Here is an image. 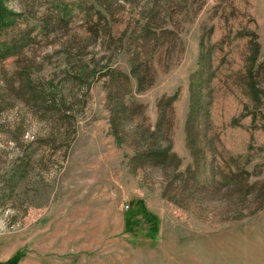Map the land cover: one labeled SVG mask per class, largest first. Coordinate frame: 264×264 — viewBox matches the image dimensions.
<instances>
[{
    "label": "rangeland",
    "instance_id": "374dc122",
    "mask_svg": "<svg viewBox=\"0 0 264 264\" xmlns=\"http://www.w3.org/2000/svg\"><path fill=\"white\" fill-rule=\"evenodd\" d=\"M4 2L20 15L0 41L29 37L1 74L28 63L61 107L54 122L18 97L0 107V264H264V0ZM136 51L141 88L121 74L110 98L104 72L131 74ZM194 90L207 108L189 137ZM173 93L156 144L180 161L154 165L139 156ZM119 102L137 104L121 139ZM23 151L25 174L10 183ZM197 159L204 186L186 173Z\"/></svg>",
    "mask_w": 264,
    "mask_h": 264
},
{
    "label": "trees",
    "instance_id": "16d2710c",
    "mask_svg": "<svg viewBox=\"0 0 264 264\" xmlns=\"http://www.w3.org/2000/svg\"><path fill=\"white\" fill-rule=\"evenodd\" d=\"M107 2V1H106ZM108 3V2H107ZM62 14H66L67 12L65 10H62ZM20 12L15 11L12 8L6 6L4 0H0V31L6 30L8 28H13L15 26V21L19 17ZM65 16V15H64ZM58 22H63L65 21V18L58 16L57 17ZM28 33L20 34L17 39H14V41H0V58H3L4 56L8 55L9 53H16L17 51L20 50V47L27 43L28 41ZM136 52L132 53L134 56L131 61V74L128 72L127 74L122 73L120 71H117L113 68H110L104 72L106 76L105 79V84L108 87V94L110 98H113V93L116 92V86L118 82H121V78L119 75H124L126 82L128 83L131 80V75L134 76L135 78V85L136 89H140V83L143 82L145 79L144 75H146V72H141L140 71V64L138 61L136 62L135 56ZM138 54V53H137ZM210 59H206L205 61L202 60V55L199 58V67L200 71L199 74H204L208 70L210 66ZM25 66L20 65L16 70L14 71V78L11 80H7L2 72V69H0V74L3 76L4 83L1 84L0 86V107L3 106L4 104H7V99H12L14 97H18L21 99L25 104H27L29 107L33 109H37L40 111V113L47 118L48 121L54 122L58 116V109H60L59 102H55L54 97H48L47 95H50L49 92L52 90H56V83H52V80H48V85L45 87L47 90L43 89L41 86H39L38 82L36 80H33L32 77L30 76V66L28 63H24ZM207 74V73H206ZM210 77V76H209ZM14 80H16V83L14 84ZM48 86L50 88H48ZM138 86V88H137ZM252 87V86H251ZM50 89V90H49ZM7 94V98L4 97V95ZM176 94L173 93L169 96H163L158 99L157 101V106H158V117L156 120V124L153 127L151 131H147L148 133L145 134L146 141L149 138H152V140L147 141V146L146 150L142 151V154L139 156V158H145L146 161H149L153 163L154 165H159L165 163L166 165H169L171 161H174V164H178L180 161V158L176 155L175 152H169L170 146H160L157 145L156 143L158 142L159 139V133L162 130V122L165 118V109L166 105L171 103L173 99H175ZM117 99V98H116ZM206 100V102H205ZM62 101V100H61ZM134 102H131V104L124 105L123 102H119L114 104L111 108V124L113 127V130L115 131V134L119 139H121L120 136H118L119 133V123H120V117L123 115H129L130 111L133 112V110L137 109V104H133ZM203 104V108H207V98H205L204 95H198L196 97L195 95V90L193 92L192 98H191V105H190V110H189V119H187V124H186V131L187 135L190 137V133L192 135V125L194 123V120L196 117L199 115V110L201 109V106ZM139 105V104H138ZM141 106V104H140ZM53 107V109L51 108ZM208 112V111H207ZM191 123V124H190ZM194 125H196L194 123ZM193 135H196V132L193 133ZM12 138H14L15 134L11 135ZM192 138V137H191ZM157 141V142H156ZM31 158L30 152L29 151H23L20 155V160L19 164L17 167L12 168L10 176H8V181L11 183V179L14 175H17L16 177L21 178L25 174V170L27 167V164L29 162V159ZM174 165V166H176ZM202 165L201 160H196V169H191V165L187 166L186 173L189 177L193 178V183L191 185L193 186H204L206 183L202 178H198L197 176V167ZM213 170V167H212ZM247 173V171L244 170V173ZM232 174H234L231 177H227L229 179H232L233 181L238 177V180L236 181L241 182L246 188L247 187H253L254 182H249L247 176L243 177L242 172H235L232 171ZM246 175V174H245ZM236 176V177H235ZM198 179V180H197ZM183 184H186L184 181ZM228 184V183H226ZM244 187V188H245ZM263 195H261V200L260 203H262ZM260 207V206H257Z\"/></svg>",
    "mask_w": 264,
    "mask_h": 264
}]
</instances>
